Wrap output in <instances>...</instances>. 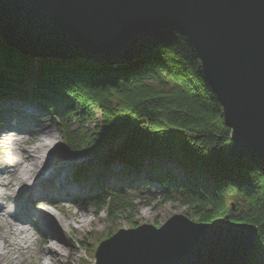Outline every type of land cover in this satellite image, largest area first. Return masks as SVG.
<instances>
[{"label":"trees","instance_id":"1","mask_svg":"<svg viewBox=\"0 0 264 264\" xmlns=\"http://www.w3.org/2000/svg\"><path fill=\"white\" fill-rule=\"evenodd\" d=\"M167 33L160 48L125 64L36 60L0 38V100L29 101L56 118L61 148L72 155L117 143L103 168L119 160L126 178L136 181L137 173L150 167L148 179L166 189V200L172 199L174 187L181 188L183 203L199 222L229 215L235 222L256 225L253 251L238 264H264V166L229 154L231 130L195 49L178 30ZM72 121L76 128H70ZM167 161L178 168L171 164L164 170L161 163ZM182 169L185 180L177 176ZM75 171V178L91 176L86 164ZM104 177L95 176L85 202L106 210L114 221L133 204L127 188L108 189ZM127 221L139 227L131 214Z\"/></svg>","mask_w":264,"mask_h":264},{"label":"water","instance_id":"2","mask_svg":"<svg viewBox=\"0 0 264 264\" xmlns=\"http://www.w3.org/2000/svg\"><path fill=\"white\" fill-rule=\"evenodd\" d=\"M171 29L192 44L222 104L229 154L264 166V0H0V38L31 56L125 64ZM138 230L104 241L94 264H238L258 232L229 215Z\"/></svg>","mask_w":264,"mask_h":264},{"label":"rangeland","instance_id":"3","mask_svg":"<svg viewBox=\"0 0 264 264\" xmlns=\"http://www.w3.org/2000/svg\"><path fill=\"white\" fill-rule=\"evenodd\" d=\"M34 57L37 60L40 56ZM0 114H3V121L0 124L1 161L4 162L9 152L18 150L21 145L34 146L37 138L43 134V129L47 128L52 132L55 141L54 152L56 157H59L54 160L51 167L42 170L45 175L34 181L33 188H26L21 182L16 185L19 189L13 194V199L7 196L6 199H1L0 193V210L3 211L0 215V234L4 233L8 227L18 225L21 227H16V229L21 230L22 228V231L29 229V232L33 233L30 235L32 243L23 244L21 250H16L17 253L14 256L18 264H41L42 258L38 250H41V247L43 249L46 247L45 250L49 248L47 239L51 237L45 222L41 216L33 214V211L34 213L35 211L43 212V208L47 206L39 207L38 205L47 203L49 200H55L53 202L57 204L54 213L50 214L53 219L60 221V228L65 238V243L60 244L63 246L62 255L55 257L53 264H94L96 250L104 241L116 235L131 236L133 234L126 232L134 229H140L139 234L156 233L155 229L162 231L176 216H183L198 222L193 211L183 203V190L174 187L169 193L172 199L166 200L168 193L166 189L158 180L148 179V173L151 172L150 167L140 170L136 181H129V178H126L125 165L119 160L103 168L108 151L113 149L117 143L105 149L85 147L81 154L72 155L61 148L63 134L55 126L56 118H51L47 112L39 110L35 103L14 98L2 99L0 100ZM76 127L77 123L72 121L70 128ZM6 132L11 133L10 136L2 138ZM61 161L67 162L65 163L66 168L61 166ZM85 164L91 172L89 179L75 178V169ZM171 164L174 168H178V165L170 161L161 163L164 170L170 169ZM199 172L200 170L197 171ZM100 173L105 176L103 183L106 188H114V190L127 188L128 196L133 204L131 210L121 213L114 221L108 219L106 210L99 212L95 206H88L85 202L86 193L92 186L95 176ZM186 173L185 169L178 170L177 176L185 180ZM135 182L137 185L132 186ZM207 182L211 183V181ZM35 187L37 192L34 191ZM129 214L135 222L139 223V227L133 228L132 223L127 221ZM234 214L238 216L239 210H234ZM181 220L177 219L178 222ZM156 224H159V227ZM84 240L87 241L86 245H82ZM46 258H51L48 256V250Z\"/></svg>","mask_w":264,"mask_h":264},{"label":"bare ground","instance_id":"4","mask_svg":"<svg viewBox=\"0 0 264 264\" xmlns=\"http://www.w3.org/2000/svg\"><path fill=\"white\" fill-rule=\"evenodd\" d=\"M8 133L6 132L2 138L9 137L11 133ZM54 145L55 141L51 130L43 129V134L37 138V143L34 146L21 145L18 150L10 151L4 162L0 160V165L3 163V166L0 167L1 199H6V196L13 199V194L19 189L16 185L21 182L26 188H33L34 181L37 178H43L45 174L42 170L51 167L54 160L59 159L54 152ZM65 163L67 162L61 161V166L65 167ZM34 191H38H36V187ZM50 213H54V210H50V206L44 207L43 212L35 211L34 213L33 211V214L42 217L51 237V239H47V243H49L47 244L49 246L47 248L48 256L51 258H46V247L45 249L41 247V250H38L40 258H42L41 264H53V261L56 260L54 258L62 255L63 246L60 244L65 243L60 221L53 219ZM1 219L4 218L1 217ZM14 227H8L4 233L0 234V264H18L14 256L17 253L16 250H21L23 244L32 243V237H30L33 235L32 232Z\"/></svg>","mask_w":264,"mask_h":264}]
</instances>
